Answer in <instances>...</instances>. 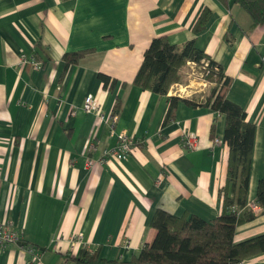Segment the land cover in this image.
<instances>
[{"label":"crops","instance_id":"1","mask_svg":"<svg viewBox=\"0 0 264 264\" xmlns=\"http://www.w3.org/2000/svg\"><path fill=\"white\" fill-rule=\"evenodd\" d=\"M204 9L211 17L193 35ZM251 25L234 0H0V224L23 231L19 244L0 248V264H27V244L42 264H73L81 250L96 248L103 260L129 264L153 242L157 210L218 217L224 116L178 103L166 120L169 98H182L173 85L160 96L132 85L158 37L177 46L193 41L229 78L227 99L255 126L247 203L255 204L264 181V26ZM81 51L90 53L65 68L63 55ZM99 74L115 81L112 91ZM206 90L194 100L203 101ZM88 95L106 121L83 111ZM121 132L132 150L103 157ZM187 134L196 136L195 150L184 147ZM254 213L237 227L235 243L264 234V214ZM241 264H264V254Z\"/></svg>","mask_w":264,"mask_h":264},{"label":"trees","instance_id":"2","mask_svg":"<svg viewBox=\"0 0 264 264\" xmlns=\"http://www.w3.org/2000/svg\"><path fill=\"white\" fill-rule=\"evenodd\" d=\"M225 2V0H219ZM252 20L251 28L264 26V0H234ZM211 17L204 9L195 22L192 33L196 35L205 29ZM90 51L65 54L62 57L65 68L77 64ZM36 60V58H34ZM37 61V60H36ZM207 62L204 80L210 84L203 101L170 97L166 120L174 115L178 103L191 107H209L224 116L223 140L228 147L226 176L219 191L221 210L218 217L205 222L196 216L176 217L157 210L150 226L156 231L151 244H145L137 258L129 264H241L243 261L264 254V234L241 243L234 242L239 225L255 220V213L246 207L248 187L252 169L255 140V126L247 121L246 112L227 99L230 86L221 67L189 41L181 46L172 45L166 37L151 40L143 53L140 67L132 85L156 95H167L170 87L179 83L177 72L187 62L200 66ZM105 90L112 91L115 81L103 74L98 75ZM117 100L111 116L116 117L120 110ZM256 207L264 214V181L257 184ZM233 208L236 210L233 211ZM30 245H25L23 248ZM33 247V246H32ZM35 248V247H34ZM37 249V248H35ZM73 264H116L100 258V248L93 252L81 250Z\"/></svg>","mask_w":264,"mask_h":264},{"label":"built area","instance_id":"3","mask_svg":"<svg viewBox=\"0 0 264 264\" xmlns=\"http://www.w3.org/2000/svg\"><path fill=\"white\" fill-rule=\"evenodd\" d=\"M22 61L23 62L28 61L29 63H32L34 66H38V64L33 59L25 60L23 58ZM187 66H188V68H194V67L199 68L200 67L201 70H203L202 78L204 80V75H206L204 73V69L207 67L206 61H201L200 66H196L195 64H193L191 62H187ZM203 83H204V85L208 84L205 80L203 81ZM173 94L175 96H179V95H177L176 92H174ZM82 109L85 113H98L99 120L106 121L104 116L99 113L98 103L93 96L88 95L84 99ZM115 118L116 117L111 116L110 120L112 123L114 122ZM113 133H114V131H111V134H113ZM117 139H118L117 148L115 150H111V151H104L103 157H108V156L112 157L116 154L117 151H120L124 154H128L132 150V148L134 147L133 140L125 132L119 133L117 135ZM218 143H219V141L216 139L213 141V144H218ZM196 144H197L196 143V136L194 134H187L185 136V138L183 140V145L186 149L195 150L197 147ZM246 207L249 209H252L253 211H255V209H256L255 204H247ZM235 210L236 209L233 208V211H235ZM22 238H23V231L14 230L12 228V226L0 224V248L1 249L5 248L6 246H8L10 244H19L22 241ZM75 240L81 244L82 243L81 242L82 236L81 235L76 236V238H74V241ZM23 249L25 250V253L27 254V256L29 258L27 264H42L41 263V256H40V253L37 249H35L32 246H28V247H25Z\"/></svg>","mask_w":264,"mask_h":264},{"label":"rangeland","instance_id":"4","mask_svg":"<svg viewBox=\"0 0 264 264\" xmlns=\"http://www.w3.org/2000/svg\"><path fill=\"white\" fill-rule=\"evenodd\" d=\"M183 75L181 77V80L179 84L172 86V92H176L177 95H179L182 98H192L194 99V96L198 95L197 92L201 89H204V87L207 89L205 91V94L208 91V87L210 84L204 85L203 83V70L199 67L194 68H184ZM207 86V87H206ZM180 90V91H179ZM196 94V95H194Z\"/></svg>","mask_w":264,"mask_h":264}]
</instances>
